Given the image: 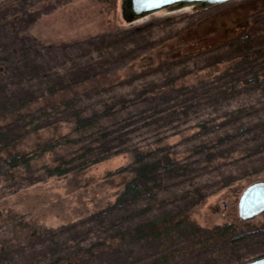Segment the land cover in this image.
Wrapping results in <instances>:
<instances>
[{
	"label": "rangeland",
	"instance_id": "374dc122",
	"mask_svg": "<svg viewBox=\"0 0 264 264\" xmlns=\"http://www.w3.org/2000/svg\"><path fill=\"white\" fill-rule=\"evenodd\" d=\"M23 4L9 11H15V19L0 29V36L10 35L15 28L30 31L48 44H67L98 36L114 26L129 28L148 23L153 26L150 40L157 42L169 30L189 25L191 21L219 25L235 13L248 11H251L252 37L257 39V35H264V0H230L207 9L167 8L132 22L123 19L121 0H26ZM26 7H30L29 12ZM66 52L63 48L59 50L60 54ZM67 58L61 56L54 65L58 69L71 67V60L76 59L71 54ZM66 75L75 77L77 72H67ZM167 75V71L156 70L134 77L122 76L124 83L117 85L115 90L132 94L134 87L158 83ZM39 89L38 84L28 81L16 89V96H34ZM113 93L105 92L84 99L80 108L88 109L86 106L91 103H103L99 100L110 99ZM234 101H251V126L258 124L255 130H251V137L238 136L228 145L208 146L206 152L214 153V158L219 156L218 152L223 153L221 149L225 150V155L196 173L165 177L154 193L140 196L121 209L112 208V205L131 177L129 168H123L133 163V152L136 149L153 150L156 156L170 153L181 162L199 158L201 153H194L200 151L202 144L217 141L234 125L227 122L206 130L195 126L202 117L219 108L218 105L215 108L214 105H203L200 111L188 115H156L148 122L132 116L130 120L135 119V123L126 119L122 123L125 127L121 136L115 141L121 143L119 152L66 175H49L47 172L49 166L55 164L54 154H63L65 145H55V153L42 151L43 146L33 147L50 136L53 126L60 125L58 131L61 133L70 132L64 121L66 114L56 113L43 119L41 125L44 128L49 127V123L56 124L38 132L31 131L23 140L26 151H30L29 155L33 157L31 165L16 173L0 169V245L8 241L17 246L9 257L22 264L45 258L43 255L52 246H66V242L69 245H90L100 240L113 241L109 238L113 228L123 226L127 229L167 211H183L195 221L192 230L178 232L172 229L161 242L138 239L118 243L114 240V245L107 246L92 258V264H242L264 256V212L247 220L238 214V200L243 189L255 180L264 179V152L251 150L249 156H243L245 152H242L250 146L254 148L255 136L264 133V84L251 82V90ZM224 105L226 103L221 108ZM15 129L10 131L12 136L16 135ZM69 135L77 134L72 131ZM199 145L202 147L196 149ZM224 226L229 229L225 231Z\"/></svg>",
	"mask_w": 264,
	"mask_h": 264
},
{
	"label": "trees",
	"instance_id": "16d2710c",
	"mask_svg": "<svg viewBox=\"0 0 264 264\" xmlns=\"http://www.w3.org/2000/svg\"><path fill=\"white\" fill-rule=\"evenodd\" d=\"M25 2L0 0V29L6 28L15 19V11H9ZM29 9L26 7V12ZM240 13L232 14L219 25L191 21L189 25L169 30L157 42L150 40L153 26L148 23L129 28L114 26L98 36L67 44H48L30 31L15 28L10 35H1L0 169L16 173L22 167L31 165L33 157L29 155L30 151H26L23 140L31 131L38 132L56 124L49 123L47 128L41 125V121L52 114H66V126L77 135L72 137L70 132L61 133L58 131L60 125H56L43 143L39 141L33 147L38 149L43 146L42 151H53L55 145H65L63 154H54L55 164L49 166L47 172L49 175H66L119 152L121 143L115 141L125 127L122 123L126 119L131 121L132 116L148 122L156 115H188L200 111L203 105H214V108L218 105L219 108H213L195 126L206 130L232 122L234 125L230 131L220 135L217 141L210 140L202 144L203 147L197 146L196 149L202 148L194 154L200 152L201 156L186 162L173 158L170 153L156 156L153 150L136 149L133 163L123 168H129L131 177L112 208L121 209L140 196L154 193L167 176L196 173L206 165L211 166L212 161L225 155V150L220 148L223 153L218 152L219 156L214 158V153L206 152L208 146H225L238 136L251 137V130L258 126H251V101L240 103L234 100L251 90V82L264 84V35L253 38L251 11ZM93 44L97 47L91 48ZM61 48L67 52L60 54ZM70 54L76 59L71 60V67L58 69L54 65L61 56L67 58ZM156 70L167 71L168 75L158 83L134 87L133 95L115 90L117 85L124 83L122 76L134 77ZM67 72H77V75L67 77ZM28 81L38 84V94L35 97L33 94L16 96V89ZM111 91L114 93L110 99L99 100L103 103H91L86 106L88 109L80 108L84 99ZM248 117L250 119L245 121ZM134 120L131 122L135 123ZM13 128H16L14 136L10 133ZM255 139L254 148L250 146L242 151L245 152L243 156H249L251 150L264 152V133L260 137L255 136ZM194 226L195 221L188 212L167 211L127 229L123 226L113 228L109 238L118 243L138 239L161 242L172 229L179 232L192 230ZM224 229L227 231L229 226H224ZM113 241L100 240L90 245H69L66 242V246H52L43 255L45 258L22 264H92V258L107 246L114 245ZM15 247L8 241L0 245V264H19L14 257H9V254H14Z\"/></svg>",
	"mask_w": 264,
	"mask_h": 264
},
{
	"label": "water",
	"instance_id": "95a60500",
	"mask_svg": "<svg viewBox=\"0 0 264 264\" xmlns=\"http://www.w3.org/2000/svg\"><path fill=\"white\" fill-rule=\"evenodd\" d=\"M230 0H121L122 17L127 22L135 21L149 14L167 8H208ZM264 212V179L248 184L238 200V214L243 220ZM242 264H264V256L256 257Z\"/></svg>",
	"mask_w": 264,
	"mask_h": 264
}]
</instances>
